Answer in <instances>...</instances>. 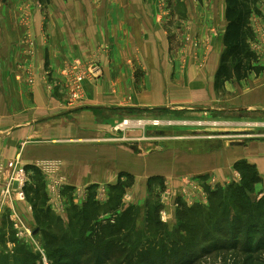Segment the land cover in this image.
<instances>
[{
	"label": "rangeland",
	"instance_id": "1",
	"mask_svg": "<svg viewBox=\"0 0 264 264\" xmlns=\"http://www.w3.org/2000/svg\"><path fill=\"white\" fill-rule=\"evenodd\" d=\"M247 1L258 11L250 18L253 37L248 42L258 56L264 51V0ZM52 2L61 1L51 0L50 4ZM50 4L45 0L0 1V30H22L16 15H24L26 25L35 14L41 13L45 18L51 10ZM155 7L159 15L168 17L166 25L168 23L172 55L180 58L183 64L184 60L194 58L198 65L190 79L175 80L176 99L170 105L172 113L162 109L128 111L136 119V131H139L134 135L137 138L129 142L141 143L149 153L159 149L156 143L166 146V142H174L178 164L188 152L206 153L217 156L212 161L217 167L196 176L173 179L154 176L147 183H136L134 178L126 176L113 189L102 188L94 193L87 204L85 193L88 190H73V197L66 191L68 183L61 173L63 163L60 160L38 161L61 162L59 171L53 175L39 171L38 162L28 169L20 158L5 161L0 157L2 188L14 182L17 170L23 168L27 175L25 198L15 189L16 183L6 197L1 195L0 186V208L18 204L24 214L18 219L13 217L14 221L5 217L2 223L0 264H98L95 259L108 254L113 261L109 264H125L126 255L116 245L128 235L132 244L139 238L142 242L155 243L166 228L173 231L184 224L191 226L198 244L196 254L215 244H239L240 247L264 244V161L259 155L263 152L255 150L254 154L259 157L256 163L251 164L247 159L250 157L248 148L264 142V110H234L226 86L240 81L228 82L221 90L215 86L216 78L213 87L198 81L204 62L210 59L212 62L215 54L221 50L224 53L226 49L227 0H158ZM200 51H204L203 56ZM76 63L79 71L73 73L71 67ZM263 71L264 67L260 73ZM63 74L66 80L58 88L63 94L51 96L58 98V102L61 99L63 107L78 109L85 101V83L100 79L103 68L98 61H75L66 65ZM76 80L80 82V91H74ZM49 88L52 91L53 85ZM128 122L121 125L128 128ZM222 149V155L218 154ZM233 156L240 159L230 165ZM62 181L66 185L60 186ZM39 182L45 183L46 194L44 190L39 194L31 190L27 194V186L37 187L41 185ZM134 188L136 192L130 194ZM32 199L37 202L38 210H44L42 213L35 211L36 220ZM160 224L163 227H159Z\"/></svg>",
	"mask_w": 264,
	"mask_h": 264
},
{
	"label": "crops",
	"instance_id": "2",
	"mask_svg": "<svg viewBox=\"0 0 264 264\" xmlns=\"http://www.w3.org/2000/svg\"><path fill=\"white\" fill-rule=\"evenodd\" d=\"M59 1L49 3L45 18L35 14L26 25L24 15H16L22 30H0V157L20 158L28 169L40 160H60L66 191L73 197V190H88L86 203L126 176L147 183L154 176H196L217 167L212 164L217 156L206 153L188 152L178 164L174 142L156 143L159 149L151 153L141 143L129 142L139 131L128 111L172 113L175 80L190 79L198 65L194 58L183 64L172 55L168 17L157 13L158 0ZM222 54L204 62L199 82L214 86ZM258 56L263 68L264 51ZM75 61H98L103 75L86 82L84 104L69 109L51 95L63 94L58 90L66 80L63 69ZM226 90L234 110H264V71L227 84ZM126 120L128 128L121 125ZM257 149L264 161L263 142L248 148L251 164L259 159ZM217 152L222 155L223 149ZM239 159L233 156L229 164ZM12 206L0 208V233L5 217L14 221L24 216L20 205ZM35 211L33 207L34 220Z\"/></svg>",
	"mask_w": 264,
	"mask_h": 264
},
{
	"label": "trees",
	"instance_id": "3",
	"mask_svg": "<svg viewBox=\"0 0 264 264\" xmlns=\"http://www.w3.org/2000/svg\"><path fill=\"white\" fill-rule=\"evenodd\" d=\"M0 1L6 2L8 0ZM45 1L49 4L51 0ZM227 5L228 26L224 40L226 49L222 54L216 76L215 86L218 90H221L228 82L246 80L251 74L261 72V68L256 64L258 56L250 49L248 43L253 37L250 18L258 11L252 9L247 0H227ZM39 183L41 185L33 187L34 189L31 187L32 185L27 186V194L31 190L37 194L43 191L44 184ZM32 202L34 203L33 199ZM37 206V202L34 203V209L42 213L43 208L38 210ZM88 206L86 205V207ZM126 222L121 226H124ZM161 224L159 227H163ZM162 237L161 239L158 238L155 243L149 240L142 242L143 239L139 238L135 244H132L130 235H128L122 243L120 242L116 246L123 249L126 255L123 261L125 264H264L263 243L245 247H240L239 244H215L208 250L196 254L198 244L194 240L191 226L180 225L179 229L173 231L166 228ZM111 246L116 247L114 244ZM116 249L121 251L117 247ZM108 255L104 258L98 257L95 260L98 264L112 263V258Z\"/></svg>",
	"mask_w": 264,
	"mask_h": 264
},
{
	"label": "built area",
	"instance_id": "4",
	"mask_svg": "<svg viewBox=\"0 0 264 264\" xmlns=\"http://www.w3.org/2000/svg\"><path fill=\"white\" fill-rule=\"evenodd\" d=\"M78 65L79 64L76 63L73 67H71L72 68L71 70L73 73H77L79 71V69H77V68H79ZM81 68H82V66H81ZM74 83H75L74 91H77V90L80 91V82L78 83L76 80ZM60 167H61V162H58V163L38 162L36 165V168L39 171H42V172L48 173V174H53V175H55L59 171ZM16 170H17V166H15V171ZM1 171L3 172L2 162L0 161V173L2 175ZM58 180L61 181L60 179H58ZM65 180L66 179H64V181ZM13 181L14 182L7 184L4 188H2V186L0 185L2 188L1 195L6 197L10 193L11 188H13V190H14V185L16 183L17 188H15V189H19L20 190L19 195L21 197L25 198V187L27 185V175H26V172L23 168L17 170V176ZM66 182H67V180H66ZM59 185L64 186V185H66V183L64 184V182L62 181V182H59ZM60 190L62 191L63 189H60ZM164 214L165 213H163V215Z\"/></svg>",
	"mask_w": 264,
	"mask_h": 264
},
{
	"label": "water",
	"instance_id": "5",
	"mask_svg": "<svg viewBox=\"0 0 264 264\" xmlns=\"http://www.w3.org/2000/svg\"><path fill=\"white\" fill-rule=\"evenodd\" d=\"M35 234H36V232H35Z\"/></svg>",
	"mask_w": 264,
	"mask_h": 264
}]
</instances>
